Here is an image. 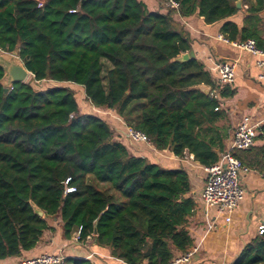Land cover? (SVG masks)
<instances>
[{"label": "trees", "instance_id": "16d2710c", "mask_svg": "<svg viewBox=\"0 0 264 264\" xmlns=\"http://www.w3.org/2000/svg\"><path fill=\"white\" fill-rule=\"evenodd\" d=\"M174 1L177 11L152 12L138 0H0V51L18 50L31 73L7 93L0 83V260L32 250L57 217L65 239L81 228L80 242L93 239L125 264H167L174 251L190 247L188 170L152 163L135 154L138 145L130 153L102 116L81 114L76 97L116 113L156 151L192 155L204 168L215 164L227 138L216 126L220 104L196 89L214 86L202 64L177 60L191 41L176 16L197 15L206 26L224 21L222 35L232 42L238 31L227 20L239 0ZM263 9L264 0H255L248 10L242 42L255 39ZM41 83L47 86H35ZM232 95L220 91V98ZM234 156L262 172L264 146ZM230 264H264V233Z\"/></svg>", "mask_w": 264, "mask_h": 264}, {"label": "crops", "instance_id": "0c3cea01", "mask_svg": "<svg viewBox=\"0 0 264 264\" xmlns=\"http://www.w3.org/2000/svg\"><path fill=\"white\" fill-rule=\"evenodd\" d=\"M138 1L142 2L149 11L156 12L160 9L156 0ZM239 1L240 9L227 20L235 24L238 31L232 42L222 35L224 21L206 26L197 15L187 19L176 16L189 35L193 59L202 64L214 85L218 78L217 66L221 63H236L234 83L227 87L233 91V95L219 100L218 110L223 118L216 122V126L226 131L227 138L224 140V149L215 150L218 157L228 150L231 133L240 120L249 117L251 123L259 122L264 129V85L256 80L257 75L264 71V68L256 66L257 56L240 51L232 45L235 42H242L241 30L246 27L245 19L249 16L248 10L254 7L255 0ZM256 17L257 21L252 30L255 39H258L259 44L264 47V9L258 12ZM220 36L228 43L220 40ZM255 39L248 40L255 42ZM208 88L211 90L210 87ZM123 139L130 153H135L138 149L136 155L145 157L165 169L184 167L188 170L191 182L190 195L195 203V210L186 224V230L192 241L188 249L198 247L191 264H230L250 239L261 237L264 233V178L260 175L261 171L243 165L245 169L239 172V180L244 190V197L238 209L233 212L230 222L225 223L224 219L217 217L212 209L207 216L204 214L201 202L204 167L195 164L192 155L186 154L181 159L173 158L168 153L156 151L152 147L138 145L136 149V145L125 137ZM263 146L264 140L258 135L252 148ZM213 223L214 227L209 228ZM47 224L49 229L44 231L32 250L23 252L19 257L0 260V264H20L42 253H61L66 258L83 259L92 264H125L114 258L109 248L98 246L93 239L75 242V233L69 239H65L60 230L61 221L58 217L53 222L47 221ZM173 254L176 257L181 253L174 251Z\"/></svg>", "mask_w": 264, "mask_h": 264}, {"label": "built area", "instance_id": "2783aa9c", "mask_svg": "<svg viewBox=\"0 0 264 264\" xmlns=\"http://www.w3.org/2000/svg\"><path fill=\"white\" fill-rule=\"evenodd\" d=\"M158 5L164 10L177 11L178 4L174 0H156ZM220 40L228 43L227 40L219 37ZM240 51H244L258 57L256 66L264 68V51L259 50L253 40H246L243 42L232 43ZM236 63H221L217 66L218 78L213 89L210 90L211 98L219 101L220 91L225 87H230L234 83ZM256 80L264 85V71L260 72ZM218 108L215 109L218 110ZM264 140L263 125L259 122L253 124L250 118L240 120L234 127L227 151L221 153L218 161L204 168L205 179L201 194V202L205 216L209 210H214L217 217L224 219L225 223H229L231 216L236 209H238L240 202L244 197V190L240 184L239 172L245 167L238 160L234 153L237 151L249 150L254 145V140L257 136ZM124 137L134 145H143L152 147L148 137L131 127L125 128ZM264 178V157L263 170L260 174ZM68 183V180L65 184ZM74 189H66L65 193H72ZM214 223L210 224L209 228H213ZM263 226L260 227L262 229ZM81 228L75 233V242H80ZM90 238H87V240ZM198 247L187 249L185 252L179 254L170 260L167 264H191L193 257L197 253ZM67 258L61 254H47L42 253L39 256L21 262L20 264H63Z\"/></svg>", "mask_w": 264, "mask_h": 264}, {"label": "water", "instance_id": "95a60500", "mask_svg": "<svg viewBox=\"0 0 264 264\" xmlns=\"http://www.w3.org/2000/svg\"><path fill=\"white\" fill-rule=\"evenodd\" d=\"M236 8L240 9V1L236 2ZM8 54V53H6ZM193 52H188L182 54L177 60L187 61L193 59ZM0 68L3 71V77L1 80V85L3 86V92L7 93V90L11 88L13 84L16 83H25L28 79V76H31V73L28 72L23 64L21 63L18 57V50H14L9 53V56L0 54ZM196 89L200 90L203 94L209 95L210 89L207 86H198ZM35 213L43 217V212L34 207ZM149 254V250L145 253V256Z\"/></svg>", "mask_w": 264, "mask_h": 264}, {"label": "rangeland", "instance_id": "374dc122", "mask_svg": "<svg viewBox=\"0 0 264 264\" xmlns=\"http://www.w3.org/2000/svg\"><path fill=\"white\" fill-rule=\"evenodd\" d=\"M0 54L9 56V54L3 53L1 51H0ZM104 72H105V66L103 65V75H104ZM30 79H31V77L26 82H28ZM35 86L36 87L40 86L41 88H44L47 85L41 83V85H35ZM76 97H77V100H78V102L80 104L79 111L81 112V114H83V113H92V114H96V115L102 116L105 120H107L111 124V126H112V128L114 130L113 131V139L116 141L117 138H118V139L121 140L122 143L124 142L123 138H124V134H125L126 125L122 121V119H120L116 115V113L111 112V111H107V110L95 109V108L89 106L88 104L83 102V99H82L83 97H82L81 93H77ZM53 220H54V218H49L47 221L48 222H53ZM60 230H61V226H60ZM47 254H49V253H47Z\"/></svg>", "mask_w": 264, "mask_h": 264}, {"label": "bare ground", "instance_id": "6f19581e", "mask_svg": "<svg viewBox=\"0 0 264 264\" xmlns=\"http://www.w3.org/2000/svg\"><path fill=\"white\" fill-rule=\"evenodd\" d=\"M30 77H31V76H28V79H29ZM28 79H27V80H28ZM27 80H26V81H27Z\"/></svg>", "mask_w": 264, "mask_h": 264}]
</instances>
